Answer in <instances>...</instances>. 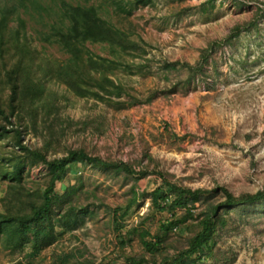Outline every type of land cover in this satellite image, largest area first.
Returning <instances> with one entry per match:
<instances>
[{
    "label": "rangeland",
    "instance_id": "rangeland-1",
    "mask_svg": "<svg viewBox=\"0 0 264 264\" xmlns=\"http://www.w3.org/2000/svg\"><path fill=\"white\" fill-rule=\"evenodd\" d=\"M91 2L136 43L133 56L106 44H87L92 55L121 64L113 78L125 92L121 98L79 97L49 80L44 102L50 119L27 107L24 119L12 117L9 130L23 131L24 144L33 149L46 145L48 160L83 149L147 175L72 164L55 188L56 195L66 197L47 221L52 243L36 250L31 234L21 245L1 236L0 264H154L177 256L197 231V220L183 222V231L171 230L154 255L139 237L144 230L160 233V224L172 217L152 206L150 192L162 186L155 171L180 186H222L236 196L264 187V0ZM27 31L44 55L64 59L58 48L38 38L33 20ZM0 87L10 112V91ZM9 162L25 164L24 184L30 190L40 191L47 181L44 165L26 160L11 131L0 141V211L9 185L2 168L12 170ZM134 189L145 196L118 223L115 210L127 206ZM222 197L200 202L195 214ZM68 211L74 218L64 220ZM175 214L180 218L184 211ZM221 214L226 225L218 228L213 254L203 264H264V203Z\"/></svg>",
    "mask_w": 264,
    "mask_h": 264
},
{
    "label": "trees",
    "instance_id": "trees-1",
    "mask_svg": "<svg viewBox=\"0 0 264 264\" xmlns=\"http://www.w3.org/2000/svg\"><path fill=\"white\" fill-rule=\"evenodd\" d=\"M27 17L34 21V28L43 44L58 48L64 59L56 61L38 50L28 36L30 20ZM88 43L106 44L117 54L122 52L131 56L136 45L126 33L104 19L91 0H0V85L10 91V112L6 110L0 95V141L13 131L16 144L25 153L26 160L43 164L47 177L46 186L35 192L24 184L25 164L9 162L7 165L12 170L8 172L2 168V178L9 185L2 200L3 210L0 211V237L4 236L15 245L26 241L28 234H31L36 250L52 243L53 229L49 228L47 221L66 197L56 195L55 188L64 180L72 164L86 163L102 169L114 168L137 175V178L147 175L145 171H135L125 162L111 163L91 156L83 149L69 150L63 157L48 160L46 145L33 149L24 144L23 131L17 128L9 130V127H13L12 117L18 115L19 119H24L22 112L27 107L29 113L35 115L34 112L39 114L42 111L44 117L50 119L51 112L46 110L44 102L49 80L65 85L79 97L121 98L125 90L113 78L121 64L116 60L92 55L87 49ZM129 69L133 72V66H129ZM129 96L135 104H139L137 98ZM153 175L161 181L162 186L150 192L152 206L159 212L171 213L172 217L160 224L161 232L156 235L147 230L139 233L145 251L152 255L160 251L171 230L179 226V230L183 231V222L195 219L198 223V229L189 238L187 248L177 256H167L154 264H203L213 254L218 228L226 225L221 211L264 203V187L255 193L236 196L222 186L212 190L192 189L170 182L160 171L153 172ZM216 194H221L223 199L211 204L201 215L195 214L197 204L211 200ZM143 196L134 189L127 206L115 210L116 221L123 223L133 205ZM177 209L184 211L180 218L175 214ZM71 214L68 211L64 220L66 217L69 220L74 218ZM72 223L75 220L69 224ZM126 243L122 237L121 244ZM131 264H140V261L132 260Z\"/></svg>",
    "mask_w": 264,
    "mask_h": 264
}]
</instances>
